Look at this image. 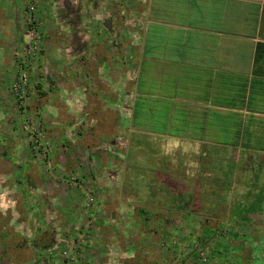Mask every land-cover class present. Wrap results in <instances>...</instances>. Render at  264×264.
Listing matches in <instances>:
<instances>
[{
    "label": "rangeland",
    "instance_id": "rangeland-1",
    "mask_svg": "<svg viewBox=\"0 0 264 264\" xmlns=\"http://www.w3.org/2000/svg\"><path fill=\"white\" fill-rule=\"evenodd\" d=\"M44 1L35 0L31 14L39 43L28 66L23 101L15 99L11 85L25 48L29 3L17 0L16 6H4L8 12L17 7L21 14L22 42L14 54L12 78L8 84L4 81L15 105L9 111L15 120L8 125L15 132L16 147L7 143L0 130V264H264V206H254L256 214L244 221L248 217L240 219L230 205L232 199H246L248 185L240 176L230 185L236 188L233 197L223 186L229 169L222 167V178L211 180L208 159L197 160L199 168L185 169L177 165L178 159H165L162 109L154 110L153 103L140 97L130 119L125 112L128 116L122 119L120 134H112L113 125H102L109 123L112 112L101 111L100 117L106 115L98 126L101 134L88 133L92 120L77 135L80 128L65 127L64 111L58 117L62 124L49 116L54 97L63 106L70 100L65 84L71 77L63 71L64 86L51 104L42 99L44 110H39L34 97L42 71L38 59L50 50L48 41L54 32H44ZM51 57H45L44 63L55 65ZM75 80L74 88L85 91L95 104L97 97L87 93L91 81L84 76ZM77 97L84 102L83 94ZM106 98L107 106H113L112 96ZM128 99L125 96V103ZM212 161L215 171H221L217 160ZM195 173L205 180L204 189L193 184L183 189L174 182ZM242 177L254 187L264 185L259 179L255 185L247 175ZM228 194L232 199L218 198Z\"/></svg>",
    "mask_w": 264,
    "mask_h": 264
},
{
    "label": "crops",
    "instance_id": "crops-1",
    "mask_svg": "<svg viewBox=\"0 0 264 264\" xmlns=\"http://www.w3.org/2000/svg\"><path fill=\"white\" fill-rule=\"evenodd\" d=\"M13 1L17 0H0V130L7 143L16 147L15 132L8 125L15 120L9 112L15 105L7 84L22 36L21 14L17 7L7 9L16 6ZM44 3V32H54L48 41L51 52H42L37 58L42 66L34 90L39 110H44L42 99L51 104L53 95L64 86L63 71L71 77L65 84L70 100L63 106L54 97L53 109H47L61 124L58 117L64 111L65 127L80 128L77 135L92 120L88 133L100 135L98 126L106 117L99 116L101 111L112 112L110 124L102 125H113L112 134H120L125 112L130 119L131 109L141 97L153 103L154 110L165 112V159H178L177 165L183 169L199 168L197 160L208 159L211 180L222 178V169H229L225 191H236L230 185L239 181L237 175L248 185L242 202L233 201L229 194L219 199L231 197L232 206H264V185L254 187L242 177L264 181V0ZM50 54L55 65L44 63ZM78 76L91 81L87 93L92 91L97 97L95 104L85 91L74 88ZM79 94L84 102L78 101ZM111 96L115 102L108 107L105 98ZM128 125L130 129V121ZM214 159L217 168L223 167L221 171H215ZM178 179L174 182L183 189L192 184L198 189L206 186L198 173ZM254 182L251 184L256 185Z\"/></svg>",
    "mask_w": 264,
    "mask_h": 264
},
{
    "label": "built area",
    "instance_id": "built-area-1",
    "mask_svg": "<svg viewBox=\"0 0 264 264\" xmlns=\"http://www.w3.org/2000/svg\"><path fill=\"white\" fill-rule=\"evenodd\" d=\"M34 1L35 0H28L29 4L27 5V13L30 17L27 19V29L24 34L25 48L21 55L22 60H20L18 63L17 79L11 85V92L17 101H23L25 98V90L28 85V66L38 52L39 36L35 32L37 30L36 23L34 22V18L31 16L35 7Z\"/></svg>",
    "mask_w": 264,
    "mask_h": 264
},
{
    "label": "trees",
    "instance_id": "trees-1",
    "mask_svg": "<svg viewBox=\"0 0 264 264\" xmlns=\"http://www.w3.org/2000/svg\"><path fill=\"white\" fill-rule=\"evenodd\" d=\"M191 197H193V196H191ZM193 198H195V197H193ZM197 196H196V198H195V200H197ZM188 203V202H187ZM186 203V204H187ZM191 205H193V204H191ZM254 206H256V205H253V206H242V205H236V206H234L233 208L235 209V212L239 215V217H240V219H245V218H247L248 217V220H244V221H247V222H249L250 221V216L252 215V214H256V210H254L253 208H254ZM177 207H181V206H178L177 205ZM183 207H185V206H183ZM247 208V209H249L248 211H246V210H243V208ZM194 208H195V206H194ZM251 208H252V210H251ZM143 209V210H142ZM141 210H142V212H144V213H146L147 214V212H146V210L144 209V208H141ZM244 211H246V213L244 212ZM263 212H264V208H263ZM147 219V218H146ZM246 222V223H247ZM262 238V237H261Z\"/></svg>",
    "mask_w": 264,
    "mask_h": 264
}]
</instances>
